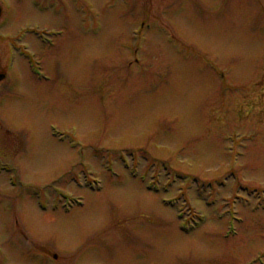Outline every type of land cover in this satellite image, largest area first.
Here are the masks:
<instances>
[{"label": "rangeland", "instance_id": "rangeland-1", "mask_svg": "<svg viewBox=\"0 0 264 264\" xmlns=\"http://www.w3.org/2000/svg\"><path fill=\"white\" fill-rule=\"evenodd\" d=\"M0 1V72L11 43L49 77L15 58L0 85V117L26 137L15 175L32 188L0 177L1 260L264 264V0ZM60 196L86 205L51 210ZM175 198L198 229H177L180 205L162 204Z\"/></svg>", "mask_w": 264, "mask_h": 264}, {"label": "flooded vegetation", "instance_id": "flooded-vegetation-1", "mask_svg": "<svg viewBox=\"0 0 264 264\" xmlns=\"http://www.w3.org/2000/svg\"><path fill=\"white\" fill-rule=\"evenodd\" d=\"M2 16L3 13L1 17ZM31 54L34 56V59L38 60L41 68L42 69L45 68L38 54L33 51H31ZM5 81H7V78L5 79ZM2 83L3 82L1 81L0 85ZM1 94H0V105L3 98ZM15 119H11V122L9 121L11 124H8L7 126L8 120L6 119V117L4 118L0 117V177H2L6 171H9L11 175H15L16 164H17L16 160L19 161V159H16L17 158L16 156L20 155L19 158L20 159L22 158V160L24 158V153L27 146L26 137H25V133L22 134L21 136L18 135V133L21 131L18 132V130H16V127L18 126L17 124H19V122L17 121V119L16 120ZM20 192L21 194L24 193L28 195L30 192V188H24V189L21 188ZM20 235L24 237L25 241H28L27 235L24 231H20ZM13 242L14 241L11 238H9V240L7 241V245L5 247L6 252L12 253L10 248L12 245H14ZM21 250L22 251L20 253L24 254L26 252V245H24V247H22ZM0 264H7V261L0 259Z\"/></svg>", "mask_w": 264, "mask_h": 264}, {"label": "bare ground", "instance_id": "bare-ground-1", "mask_svg": "<svg viewBox=\"0 0 264 264\" xmlns=\"http://www.w3.org/2000/svg\"><path fill=\"white\" fill-rule=\"evenodd\" d=\"M14 67V66H13ZM85 207V206H84ZM75 209V208H74ZM71 213H72V211H71Z\"/></svg>", "mask_w": 264, "mask_h": 264}, {"label": "water", "instance_id": "water-1", "mask_svg": "<svg viewBox=\"0 0 264 264\" xmlns=\"http://www.w3.org/2000/svg\"><path fill=\"white\" fill-rule=\"evenodd\" d=\"M3 78V77H2Z\"/></svg>", "mask_w": 264, "mask_h": 264}]
</instances>
